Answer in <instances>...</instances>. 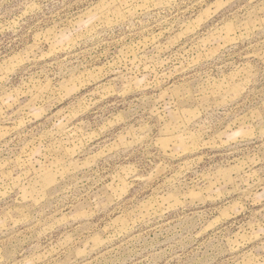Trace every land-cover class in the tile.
<instances>
[{"label": "rangeland", "instance_id": "obj_1", "mask_svg": "<svg viewBox=\"0 0 264 264\" xmlns=\"http://www.w3.org/2000/svg\"><path fill=\"white\" fill-rule=\"evenodd\" d=\"M0 264H264V0H0Z\"/></svg>", "mask_w": 264, "mask_h": 264}]
</instances>
